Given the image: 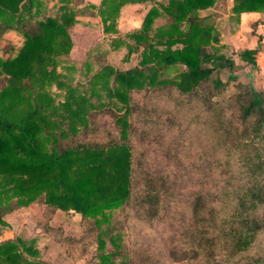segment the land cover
Segmentation results:
<instances>
[{
  "label": "trees",
  "instance_id": "obj_1",
  "mask_svg": "<svg viewBox=\"0 0 264 264\" xmlns=\"http://www.w3.org/2000/svg\"><path fill=\"white\" fill-rule=\"evenodd\" d=\"M48 1L0 0V223L38 201L51 212L73 209L96 229V261L91 264H144L146 255L111 234L112 212L134 206L140 217L152 219L173 181L150 169L133 144L131 92L172 86L202 99L211 110L226 82L214 78L211 92L199 88L208 86L213 63L231 67L233 61L209 50L216 41V15H200L199 10L223 1L100 0L77 8L82 0H58L51 11L45 9ZM131 3L144 6L141 25L127 33V42L116 37L111 44L125 43L128 52L138 49L137 65L118 69L105 62L92 69L84 60L86 84L81 89L83 84L74 83L72 75L78 65L68 58V29L79 13L90 10L100 17L104 31L114 30L116 17ZM242 11H264V0H233L231 12ZM157 18L165 23L154 27ZM254 53L244 49L238 55L255 65ZM170 70L175 74L168 75ZM237 98V122L227 119L224 127L255 179L245 187L232 219L221 225L222 238L200 215V201L194 204L198 225L182 255H201L206 264H264V253L244 254L264 228V212L258 214L259 208L264 211V90L248 83ZM97 111H107L117 134L92 121ZM43 227L44 233L53 229ZM105 236L112 249H106ZM239 253L241 258L232 262ZM0 264L52 263L40 257L35 238L15 234L0 240Z\"/></svg>",
  "mask_w": 264,
  "mask_h": 264
},
{
  "label": "rangeland",
  "instance_id": "obj_2",
  "mask_svg": "<svg viewBox=\"0 0 264 264\" xmlns=\"http://www.w3.org/2000/svg\"><path fill=\"white\" fill-rule=\"evenodd\" d=\"M222 1L218 8L199 12L200 15L208 12L216 15L214 29L226 9V0ZM89 3L82 0L77 8ZM57 4L58 0H49L45 9L51 11ZM143 14L142 4H128L116 17L114 30L104 31L97 14L90 10L79 13L77 22L68 29L72 43L68 58L78 65V70L72 72L74 83L80 81L81 89L85 86L86 78L80 63L87 59L92 69L105 62L118 69L137 65L138 49L128 52L125 43L113 47L111 40L118 37L127 42V33L140 27ZM164 23L163 18H157L153 26ZM219 27L222 38L236 31L230 24ZM209 50L227 54L228 58L239 51L234 47L224 50L214 43ZM213 64L215 69L208 86L205 84L199 91L211 92L208 87L214 78L226 82V87L213 97L216 103L211 110L202 99L181 94L172 86L131 92L135 108L129 117L133 144L143 154L150 169L167 174L173 181L172 190L162 197L158 213L152 219L140 217L134 206L112 212L111 234H119L122 245L146 255L149 259L144 264H206L201 255L191 259L182 255V251L191 246V235L198 225L193 213L194 204L200 201V215L211 222L213 233L222 238L221 225L232 219L233 211L240 207L239 200L245 187L255 179L246 168L244 156L235 148L233 136L224 127L227 119L237 122V97L250 83L243 76L247 68L241 64L231 67L218 62ZM230 73L236 75L235 80H228ZM174 74L175 70L168 72V75ZM92 121L117 134V126L107 111L93 113ZM263 212L262 208L258 209L259 215ZM44 224L53 229L44 233ZM15 234L35 238L40 257L52 264H91L96 261L97 239L93 221L82 219L73 209L51 212L40 201L31 203L7 215L4 223H0V240ZM104 238L106 249H112L108 236ZM254 252L264 253V228L256 235L250 251L244 254ZM239 258L240 253L231 260L235 262Z\"/></svg>",
  "mask_w": 264,
  "mask_h": 264
},
{
  "label": "crops",
  "instance_id": "obj_3",
  "mask_svg": "<svg viewBox=\"0 0 264 264\" xmlns=\"http://www.w3.org/2000/svg\"><path fill=\"white\" fill-rule=\"evenodd\" d=\"M88 1L93 4H98L100 2V0ZM232 6L233 0L225 1V12L218 19L214 29V35L216 37L214 44L220 46L224 50L231 47H234L235 50H239L230 58L233 61V65H244V69L247 68V70H245L243 76L245 78L247 77L248 82L256 89L264 90V11H242L237 14L231 12ZM218 7H220V5H217L215 8ZM210 9H213V7L201 9L199 12L210 11ZM229 24L232 25V28L236 31H234L235 33H229V35L226 34L225 37L222 38L223 33L219 32V26L224 28V26ZM244 49L255 50L253 54L255 65H251L246 60H242L239 57V52ZM223 55L227 58L229 57L227 54ZM10 237H12V235L6 238Z\"/></svg>",
  "mask_w": 264,
  "mask_h": 264
}]
</instances>
